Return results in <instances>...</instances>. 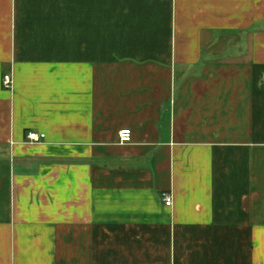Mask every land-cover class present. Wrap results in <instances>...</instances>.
Masks as SVG:
<instances>
[{
  "label": "crops",
  "instance_id": "0c3cea01",
  "mask_svg": "<svg viewBox=\"0 0 264 264\" xmlns=\"http://www.w3.org/2000/svg\"><path fill=\"white\" fill-rule=\"evenodd\" d=\"M0 264H264V0H0Z\"/></svg>",
  "mask_w": 264,
  "mask_h": 264
},
{
  "label": "built area",
  "instance_id": "2783aa9c",
  "mask_svg": "<svg viewBox=\"0 0 264 264\" xmlns=\"http://www.w3.org/2000/svg\"><path fill=\"white\" fill-rule=\"evenodd\" d=\"M152 1V0H150ZM2 85L5 89H12V78L10 76H4L2 79ZM27 140L30 143H39L41 142V140L44 139V135L43 134H37V133H33L30 132L27 134L26 136ZM118 139L120 143H129L131 141V132L128 129L125 130H121L118 134ZM161 199L164 203L165 207H171L172 206V196L170 193H163L161 195Z\"/></svg>",
  "mask_w": 264,
  "mask_h": 264
}]
</instances>
